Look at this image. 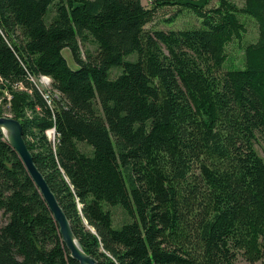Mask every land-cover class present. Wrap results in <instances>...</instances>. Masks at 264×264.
<instances>
[{"label": "trees", "instance_id": "16d2710c", "mask_svg": "<svg viewBox=\"0 0 264 264\" xmlns=\"http://www.w3.org/2000/svg\"><path fill=\"white\" fill-rule=\"evenodd\" d=\"M211 1L0 0V115L7 105L22 122L101 264H235L241 252L264 263V0ZM170 5L202 24L147 29ZM239 12L259 36L244 67L226 70L228 44L247 31ZM117 205L130 217L120 225ZM0 210V264H81L2 132Z\"/></svg>", "mask_w": 264, "mask_h": 264}, {"label": "rangeland", "instance_id": "374dc122", "mask_svg": "<svg viewBox=\"0 0 264 264\" xmlns=\"http://www.w3.org/2000/svg\"><path fill=\"white\" fill-rule=\"evenodd\" d=\"M239 6L244 5V0H234ZM145 5L150 4V0H143ZM217 0H212L207 7H212L217 5ZM54 8L51 9L50 14L48 15V19L54 15ZM239 17L246 24L247 31L244 33L242 38L236 39L228 44L227 46V60L224 63V69H235L244 67V47L246 44L256 41L259 36V28L258 22L255 17L250 14L239 12ZM202 24V19L198 17L192 10L188 8H182L179 10L178 5H170L164 8H160L155 15V18L146 25V28L149 30L154 29H185L191 28L195 26H200ZM83 55L86 57V50H90L92 52H96L97 44L94 42L92 36H89V39L82 43ZM64 55L66 56L68 62L71 66L77 67V64L73 60L72 52L69 48H65L63 50ZM137 53L133 54V57H136ZM112 71V76H116L120 72V67H114ZM39 85L42 88H51L52 79L46 78V76H42L39 80ZM1 90V88H0ZM2 106V94L0 93V107ZM11 115L9 110V106L4 105L3 114L2 115ZM50 136H54L53 130L48 131ZM257 149L262 156H264V142L257 143ZM114 208V218L115 223L120 225L121 223L130 219L129 216L126 215L122 207L113 206ZM5 222V218L3 217V211L0 210V224ZM235 264H264L261 260L256 262H251L248 260L243 253H239L238 258Z\"/></svg>", "mask_w": 264, "mask_h": 264}, {"label": "water", "instance_id": "95a60500", "mask_svg": "<svg viewBox=\"0 0 264 264\" xmlns=\"http://www.w3.org/2000/svg\"><path fill=\"white\" fill-rule=\"evenodd\" d=\"M0 132L5 135L8 142L17 151L34 182L41 190L55 220L59 225L62 240L70 250L71 255L81 264H101L93 255L87 253L81 246L72 228V224L61 206L56 194L51 189L44 174L35 163L33 153L24 137L22 122L13 115H0Z\"/></svg>", "mask_w": 264, "mask_h": 264}, {"label": "bare ground", "instance_id": "6f19581e", "mask_svg": "<svg viewBox=\"0 0 264 264\" xmlns=\"http://www.w3.org/2000/svg\"><path fill=\"white\" fill-rule=\"evenodd\" d=\"M47 79H49V77H46Z\"/></svg>", "mask_w": 264, "mask_h": 264}, {"label": "built area", "instance_id": "2783aa9c", "mask_svg": "<svg viewBox=\"0 0 264 264\" xmlns=\"http://www.w3.org/2000/svg\"><path fill=\"white\" fill-rule=\"evenodd\" d=\"M46 77H48V76H46Z\"/></svg>", "mask_w": 264, "mask_h": 264}]
</instances>
